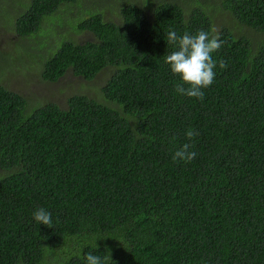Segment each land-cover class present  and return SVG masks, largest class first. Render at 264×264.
<instances>
[{
	"label": "trees",
	"instance_id": "obj_1",
	"mask_svg": "<svg viewBox=\"0 0 264 264\" xmlns=\"http://www.w3.org/2000/svg\"><path fill=\"white\" fill-rule=\"evenodd\" d=\"M80 1L30 0L17 34ZM106 1L78 23L95 41H63L41 72L111 70L100 101L34 106L0 86V264H264V0ZM199 30L222 42L203 100L176 93L165 64L168 32ZM185 143L195 159L174 161Z\"/></svg>",
	"mask_w": 264,
	"mask_h": 264
},
{
	"label": "rangeland",
	"instance_id": "obj_2",
	"mask_svg": "<svg viewBox=\"0 0 264 264\" xmlns=\"http://www.w3.org/2000/svg\"><path fill=\"white\" fill-rule=\"evenodd\" d=\"M29 1L0 0V86L20 94L34 106L55 103L65 107L66 100L73 95H84L100 101L101 88L111 76V70H103L90 82L71 71L55 82H46L42 80L41 72L45 59L63 41L69 40L77 44L94 42L93 34L78 32V23L87 19L88 14L102 12L103 8L110 7L111 4L106 0L64 3L54 14L44 18L35 35L23 38L16 32L15 21ZM104 13L105 18L112 17L110 10H105ZM215 22V26L221 24L232 28L229 17H216ZM234 25L235 23L233 28L240 29ZM43 264L55 262L53 258H46Z\"/></svg>",
	"mask_w": 264,
	"mask_h": 264
},
{
	"label": "clouds",
	"instance_id": "obj_3",
	"mask_svg": "<svg viewBox=\"0 0 264 264\" xmlns=\"http://www.w3.org/2000/svg\"><path fill=\"white\" fill-rule=\"evenodd\" d=\"M167 41L176 46V50L165 57V64L169 66L171 73L179 78L175 92L188 98L203 100V89L210 87L215 79L214 69L217 62L213 59V53L221 47L219 36L210 35V32L204 30L192 35L185 33L182 36H178L175 31H169ZM219 67L224 69L227 65L221 60ZM198 135L199 133L191 128L185 133L189 141ZM192 147L191 143L183 144L174 153L173 160L191 162L196 157V152L191 150ZM33 219L39 225L46 226L52 223L51 213L43 208L34 211ZM85 260L86 264H104L100 256L92 253L87 254Z\"/></svg>",
	"mask_w": 264,
	"mask_h": 264
}]
</instances>
